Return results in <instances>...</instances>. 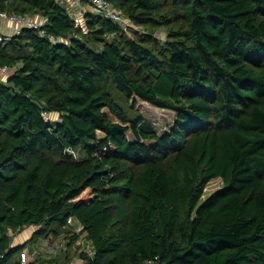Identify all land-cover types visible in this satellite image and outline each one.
Returning <instances> with one entry per match:
<instances>
[{"label": "trees", "instance_id": "obj_1", "mask_svg": "<svg viewBox=\"0 0 264 264\" xmlns=\"http://www.w3.org/2000/svg\"><path fill=\"white\" fill-rule=\"evenodd\" d=\"M108 1L131 27L88 0L80 27L58 0H0L48 21L0 42L3 264L70 219L84 264H264V0Z\"/></svg>", "mask_w": 264, "mask_h": 264}, {"label": "built area", "instance_id": "obj_2", "mask_svg": "<svg viewBox=\"0 0 264 264\" xmlns=\"http://www.w3.org/2000/svg\"><path fill=\"white\" fill-rule=\"evenodd\" d=\"M60 4H66L69 7V12L74 18V21L77 27L83 26L84 17H85V0H58ZM88 4L90 6V10L100 16L106 17L111 21L120 24L124 28L131 27L132 24L126 19V17L118 11L111 2L108 0H88ZM0 20L7 22L12 27V32L9 35L0 34V42H4L9 40L11 37L20 36L23 34L24 30L32 29L36 30L41 36H48V32L46 29L47 26V18L41 15H25V14H17V13H0ZM51 41L57 42L61 41V39H56L53 36H49ZM10 72V68L5 66L0 68V83L8 76ZM72 222L70 219L69 223ZM44 249H47L50 253L57 255V250L59 249V244L55 241L53 243H48L44 245ZM89 252V256L94 255L93 247L92 249L87 250ZM45 251H43V254ZM6 256L4 254H0V264H3ZM17 262L19 264H29L30 263V253L24 250ZM79 264H84V260H81Z\"/></svg>", "mask_w": 264, "mask_h": 264}, {"label": "rangeland", "instance_id": "obj_3", "mask_svg": "<svg viewBox=\"0 0 264 264\" xmlns=\"http://www.w3.org/2000/svg\"><path fill=\"white\" fill-rule=\"evenodd\" d=\"M136 104V109L144 115V117L151 122L155 128L159 131L160 134L168 131L170 126L173 124L174 119H175V114L172 111L169 110H164L157 108L155 106L150 105L147 102L141 101L139 98L134 97L132 100ZM53 119H58V116H53ZM103 137V135H101ZM223 181L221 179H216L212 180L207 188L205 189V194L204 198L205 199L207 196L211 195L214 191L222 187ZM69 229L65 236H61L59 238H51L46 240V244L48 243H53V241L57 242L59 244V249L57 250V255L60 254V259L59 262L64 264L65 258L68 257L69 259L67 260V263H72V264H78L80 263L79 260H83L84 255H88L89 252L87 250L92 249L91 243L85 238V235H82L79 233L80 238L78 241L74 242L71 238L74 237L75 233L81 231L80 227L76 230V227L69 225ZM39 229L38 227H32V228H27L25 229L22 233L21 236L16 240L19 242L20 240L25 242L27 241L26 239H30L31 235L33 234V230ZM63 238V239H62ZM28 239V240H29ZM40 240L37 243H31L28 242L27 247L25 250L27 252H34V251H43V243ZM45 253L41 256V258L45 259L48 257H56V254L50 253L47 249H44ZM40 253V252H39ZM40 257V256H38ZM58 257V256H57ZM17 260L19 258V254L16 256ZM40 258V259H41ZM50 262H56L53 259H50Z\"/></svg>", "mask_w": 264, "mask_h": 264}, {"label": "crops", "instance_id": "obj_4", "mask_svg": "<svg viewBox=\"0 0 264 264\" xmlns=\"http://www.w3.org/2000/svg\"><path fill=\"white\" fill-rule=\"evenodd\" d=\"M11 32H12V27H11V25L10 24H8L7 22H4V21H1L0 20V34H3V35H9V34H11ZM71 224V226H74V227H76V230L78 229V227H80V229H81V231L79 232H77V234H79V233H82V231H83V227L75 220V219H72V222L71 223H69V225ZM68 229H69V227H68ZM35 230V229H34ZM34 230H33V232H34ZM66 234H62L61 236H65ZM82 235H84V234H82ZM21 236V234L16 238V240L19 238ZM32 236V235H31ZM61 236H59V237H61ZM58 237V238H59ZM51 238H54V237H51ZM50 238V239H51ZM29 239V238H28ZM28 239H26L27 241H28ZM63 239V238H62ZM30 240V239H29ZM46 240H48V239H43L41 242L43 243V247H44V245H46ZM51 240H54V239H51ZM26 241V242H27ZM17 242V241H16ZM25 243V240H23V241H19V242H17V244H24ZM43 251H44V248H43ZM43 251H34V252H30V263L31 262H37V260H39L40 258H41V256L43 255ZM40 252V253H39ZM38 256H40V257H38ZM57 256L58 257H60V254H58V255H56V257H48V258H46V259H53V258H57ZM58 259H60V258H58ZM69 258L68 257H66L65 258V262H64V264H72V263H67V260H68ZM41 260V259H40ZM80 262H81V260H79ZM58 264H62L61 262H59ZM79 264V263H78Z\"/></svg>", "mask_w": 264, "mask_h": 264}]
</instances>
